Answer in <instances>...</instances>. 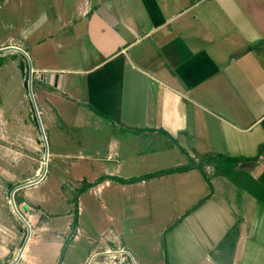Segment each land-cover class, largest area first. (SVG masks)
I'll return each instance as SVG.
<instances>
[{
  "label": "crops",
  "instance_id": "1",
  "mask_svg": "<svg viewBox=\"0 0 264 264\" xmlns=\"http://www.w3.org/2000/svg\"><path fill=\"white\" fill-rule=\"evenodd\" d=\"M52 4L54 32L43 33L52 16L41 5L20 37L36 38L24 51L38 70L54 72L58 113L106 136L102 161L76 174L91 180L88 188L98 178L100 195L113 190L125 205L178 201L174 222L158 228L126 230L110 216L122 239L134 235L143 264H264V0ZM218 155L246 161L145 179ZM82 198L75 218L56 219L47 242L31 239L18 264H59L66 222H77L73 243L102 232L82 228Z\"/></svg>",
  "mask_w": 264,
  "mask_h": 264
},
{
  "label": "rangeland",
  "instance_id": "2",
  "mask_svg": "<svg viewBox=\"0 0 264 264\" xmlns=\"http://www.w3.org/2000/svg\"><path fill=\"white\" fill-rule=\"evenodd\" d=\"M52 1L0 0V49L17 47L24 51L26 46L36 43L34 37L27 41L22 40L20 31L29 30L37 22L41 5L52 16L51 23L45 26L43 33L54 32V10L48 9L52 7ZM39 37L43 39L49 36ZM26 50L32 63V91L46 134L49 158L46 174L40 183L23 188L14 196L16 207L26 220L28 228L13 210L11 193L16 187L44 175L46 149L28 92L29 63L17 51L0 52V264H12L16 261L29 234V241L38 238L47 242L51 237L54 238L55 220L70 214L75 218L74 214L79 212V199L82 197L83 214H78L82 228L88 234L96 228V233L98 230L102 232L98 235L90 234L92 242L88 236H83L73 243L77 235V222L74 220L75 225L72 222L62 223L65 247L59 264H84L85 257L108 237L118 238L123 246L135 252L138 261L143 264L138 257L140 249L137 242L131 240L134 235H126L122 239L115 230L117 221L111 222L110 216H115L117 220L119 218L120 226L123 225L126 230L137 226L158 228L174 222V217L179 213L178 201L162 206L159 205L162 200H155L150 204L146 199L143 200L144 204L138 205L133 200L125 205L127 198L122 196L118 203L113 190H107L100 195L98 178L88 188L91 180L84 174L79 177L76 173L85 170V163H91L95 159L97 166L102 161L98 153L105 150L106 136L101 134V130L91 134L87 123L76 128L72 119L58 113L55 102L61 96L56 95L54 72L38 70L34 55L28 48ZM50 55V49L43 52L44 64L47 66L51 63ZM194 162L198 163L199 160ZM120 204L130 216L129 219L122 220L120 217ZM24 207H27L26 212L23 211ZM159 208L164 211V215L162 211L158 212ZM140 248L149 250L145 240L140 241Z\"/></svg>",
  "mask_w": 264,
  "mask_h": 264
},
{
  "label": "built area",
  "instance_id": "3",
  "mask_svg": "<svg viewBox=\"0 0 264 264\" xmlns=\"http://www.w3.org/2000/svg\"><path fill=\"white\" fill-rule=\"evenodd\" d=\"M84 264H141L134 251L118 238L103 239L85 259Z\"/></svg>",
  "mask_w": 264,
  "mask_h": 264
},
{
  "label": "water",
  "instance_id": "4",
  "mask_svg": "<svg viewBox=\"0 0 264 264\" xmlns=\"http://www.w3.org/2000/svg\"><path fill=\"white\" fill-rule=\"evenodd\" d=\"M7 50H14V51H17V52L21 53L27 59V61L29 63L30 71H29V80H28V83H27L28 92H29V96H30V99H31L33 108H34L36 121L38 123L40 132L42 134L43 142L45 144V149H46L45 151L46 152H45V158L44 159H45V162L47 164L48 158H49L48 143H47L46 134H45V131H44V128H43V124H42V121H41V118H40V115H39V112H38V108H37V105H36L35 97H34V94H33V91H32V74H33V69H32V66H31L32 63H31L30 57L27 55V53L25 51H23L22 49L17 48V47H8V48L0 49V52L7 51ZM45 174H46V168H45L44 175L40 179H37L35 181H30L28 183H25V184L19 186V187H16L12 191V193H11V204H12L13 210L17 214V216L20 217L21 220L27 225L28 228H29V226H28L26 220L22 217L20 211L16 207V204H15V201H14V196H15V193L17 191H19V190H21L23 188L35 186L38 183H40V181L45 176ZM23 211L26 212L27 211V207H24L23 208ZM29 239H30V234H29L28 238L26 239V242H25L24 246L22 247V249H21V251H20V253H19L16 261L14 263H12V264H18L19 263L20 259L23 257L24 251L26 249V244L28 243Z\"/></svg>",
  "mask_w": 264,
  "mask_h": 264
},
{
  "label": "trees",
  "instance_id": "5",
  "mask_svg": "<svg viewBox=\"0 0 264 264\" xmlns=\"http://www.w3.org/2000/svg\"><path fill=\"white\" fill-rule=\"evenodd\" d=\"M243 161H246V160L245 159L231 158V157H227V156H223V155H218L215 157L205 158L202 161H200V163L198 165L194 162V160H191V163L188 166L170 169V170L162 171V172H159L156 174H152V175L146 176L145 179L151 180V179L159 178V177H163V176L187 173V172H190L192 170H200L202 172L203 171L202 166H205V165H213V166H215V168L217 170H222V169H227V168H235Z\"/></svg>",
  "mask_w": 264,
  "mask_h": 264
},
{
  "label": "bare ground",
  "instance_id": "6",
  "mask_svg": "<svg viewBox=\"0 0 264 264\" xmlns=\"http://www.w3.org/2000/svg\"><path fill=\"white\" fill-rule=\"evenodd\" d=\"M46 165H47L46 162H44V164H43V172L45 171Z\"/></svg>",
  "mask_w": 264,
  "mask_h": 264
}]
</instances>
